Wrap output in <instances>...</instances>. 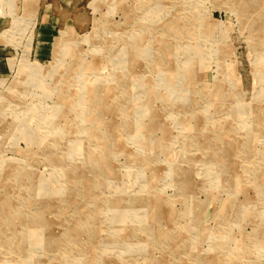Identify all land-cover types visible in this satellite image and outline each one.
<instances>
[{
    "label": "rangeland",
    "instance_id": "1",
    "mask_svg": "<svg viewBox=\"0 0 264 264\" xmlns=\"http://www.w3.org/2000/svg\"><path fill=\"white\" fill-rule=\"evenodd\" d=\"M263 21L0 0V264H264Z\"/></svg>",
    "mask_w": 264,
    "mask_h": 264
},
{
    "label": "bare ground",
    "instance_id": "2",
    "mask_svg": "<svg viewBox=\"0 0 264 264\" xmlns=\"http://www.w3.org/2000/svg\"><path fill=\"white\" fill-rule=\"evenodd\" d=\"M224 3V2H223ZM195 4V3H194ZM155 10V9H154ZM245 11H246V9H245ZM248 12V11H247ZM245 13V12H244ZM158 15V14H157ZM264 22V21H263ZM162 23H163V21H162ZM261 27V26H260ZM141 28V27H140ZM138 29V31H139V28H137ZM260 30H263V28L262 29H260ZM115 33V32H114ZM148 33V32H147ZM256 33V32H255ZM110 34V33H109ZM116 34V33H115ZM140 34V33H139ZM257 36V35H256ZM264 37V36H263ZM151 38V37H150ZM153 40V39H152ZM152 40L150 41V42H152ZM147 41V40H146ZM149 42V41H148ZM164 42V41H163ZM159 43H161V42H159ZM136 44V43H135ZM149 44V43H148ZM126 45V44H125ZM150 45V44H149ZM164 45V44H163ZM121 47H123V45L121 46ZM176 47V46H175ZM118 48H120V47H118ZM133 48V47H132ZM136 48V47H135ZM155 48V47H154ZM121 49V48H120ZM129 50H130V48H128ZM129 50H127L128 52H129ZM138 50V49H137ZM154 50V49H153ZM133 52V51H132ZM136 52V51H135ZM73 53V52H72ZM264 53V52H263ZM71 54V53H70ZM116 54V53H115ZM121 54V53H120ZM119 54V55H120ZM137 54V53H136ZM143 54V53H142ZM173 54V53H172ZM171 54V55H172ZM75 55V54H74ZM125 55V54H124ZM140 55V54H139ZM73 56V55H72ZM118 56V55H117ZM126 56V55H125ZM115 57V56H114ZM110 58H111V56H110ZM200 58V57H199ZM203 60V59H202ZM77 61V60H76ZM113 61H114V58H113ZM141 61V60H140ZM111 62V61H110ZM119 62H121L120 60H119ZM123 62V61H122ZM110 64V63H109ZM112 64V63H111ZM121 64V63H120ZM141 64V63H140ZM90 65V64H89ZM117 65V64H116ZM162 65V64H161ZM112 66V65H111ZM169 66V65H168ZM90 67H91V65H90ZM170 67V66H169ZM142 68V67H141ZM90 69V68H89ZM117 69V68H116ZM123 69V68H122ZM143 69V68H142ZM204 69V68H203ZM114 70V69H113ZM196 70V69H195ZM194 70V71H195ZM133 71V70H132ZM61 72V71H60ZM174 72V71H173ZM63 73V72H62ZM110 73V72H109ZM123 73V72H122ZM140 73V72H139ZM168 74H172V72L171 73H169L168 72ZM185 74V73H184ZM140 75V74H139ZM95 78V77H94ZM98 78V77H97ZM159 78V77H158ZM152 79V78H151ZM150 79V80H151ZM156 80V79H155ZM36 81V80H35ZM41 81V80H40ZM93 82V81H92ZM190 82H191V80L189 81V84H190ZM156 83V82H155ZM97 86V85H96ZM110 86V85H109ZM118 86V85H117ZM43 87V86H42ZM154 87V86H153ZM210 87V86H209ZM152 89V88H151ZM154 89V88H153ZM160 89H161V87H160ZM63 91V90H62ZM94 91V90H93ZM134 91V90H133ZM154 91V90H153ZM158 91V90H157ZM9 93V92H8ZM221 93V92H220ZM62 95V94H61ZM149 95H151V94H149ZM213 95H215L214 93H213ZM160 96V95H159ZM62 97V96H61ZM85 97V96H84ZM130 97V96H129ZM148 97V96H147ZM88 98V97H87ZM90 98V97H89ZM152 99H153V96L151 97ZM61 99V98H60ZM66 99V98H65ZM128 99V98H127ZM147 99V98H146ZM151 99V100H152ZM189 99V98H188ZM257 103V102H256ZM127 104V103H126ZM209 104V103H208ZM213 106H214V104H213ZM254 106V105H253ZM64 108V107H63ZM148 108V107H147ZM260 108V107H259ZM246 109V108H245ZM255 109V108H254ZM133 110V109H132ZM151 110V109H150ZM149 110V111H150ZM208 110V109H207ZM148 111V112H149ZM241 111H243V110H241ZM59 112V111H58ZM57 112V113H58ZM45 113H46V111L45 112H43V113H39L38 115L40 116V120H43L42 119V117L45 115ZM134 113V112H133ZM254 113V112H253ZM243 114V113H242ZM65 115V114H64ZM124 115V114H123ZM156 115V114H155ZM129 116V115H128ZM148 116V115H147ZM196 116V115H195ZM57 117V116H56ZM150 117V116H149ZM129 118V117H128ZM199 118V117H198ZM201 118V117H200ZM204 118V117H203ZM245 118V117H244ZM243 118V119H244ZM255 118V117H254ZM7 119V118H6ZM149 119V118H148ZM258 119V118H257ZM201 120V119H200ZM56 121V120H55ZM158 121V120H157ZM125 122V121H124ZM143 121H141V123H142ZM5 123V122H4ZM227 123H228V121H227ZM227 123H226V125H227ZM246 123V122H245ZM143 124V123H142ZM145 124V123H144ZM196 124V123H195ZM229 124V123H228ZM68 125V124H67ZM93 126H94V129H96L97 128V125L96 124H93ZM144 126V125H143ZM217 126V125H216ZM122 127V126H121ZM65 128V127H64ZM36 129V128H35ZM151 129V128H150ZM123 130V129H122ZM128 130L130 131V132H134L133 131V127L132 126H129V128H128ZM64 131V130H63ZM261 131V130H260ZM151 132V131H150ZM151 135V134H150ZM205 135V134H204ZM257 137V136H256ZM100 139V137L98 136V137H96V140L98 141ZM144 139H145V137H144ZM205 139V138H204ZM207 139V138H206ZM159 140V139H158ZM205 141V140H204ZM35 143V142H34ZM119 143V142H118ZM222 143V142H221ZM141 144H142V142H141ZM222 145V144H221ZM118 146V145H117ZM123 147V146H122ZM211 147V146H210ZM158 148V147H157ZM163 148V147H162ZM223 148V147H222ZM200 149V148H199ZM210 150V149H209ZM40 152V151H39ZM117 152V151H116ZM120 152V151H119ZM121 152H122V150H121ZM109 155V154H108ZM123 155V154H122ZM129 155V154H128ZM133 155V154H132ZM137 156V155H136ZM145 157H146V155H145ZM63 158V157H62ZM34 159V158H33ZM205 159V158H204ZM31 160V159H30ZM62 160V159H61ZM227 160V159H226ZM64 161V160H63ZM113 162H115V161H113ZM207 162V161H206ZM213 162V161H212ZM31 163H32V161H31ZM99 164H102V163H99ZM236 165V164H235ZM7 167V166H6ZM174 168V167H173ZM234 168V167H233ZM80 173V172H79ZM186 173V172H185ZM76 175V174H75ZM201 175V174H200ZM81 177V176H80ZM86 177V176H85ZM220 178V177H219ZM86 180V179H85ZM220 180V179H219ZM189 181H191V180H189ZM189 183V182H188ZM27 184V183H26ZM93 185V184H92ZM191 187V186H190ZM90 193V192H89ZM43 195V194H42ZM144 196V195H143ZM142 196V197H143ZM150 198V197H149ZM148 200V199H147ZM151 202V201H150ZM148 206V205H147ZM135 207H138V206H135ZM23 212H25V211H23ZM205 212V211H204ZM154 213V212H153ZM3 217V216H2ZM96 217V216H95ZM101 217V216H100ZM103 217V216H102ZM158 218H160V217H158ZM186 223H188V222H186ZM102 228V227H101ZM30 233L31 234H35L36 232L34 231V230H32V229H30ZM110 233V232H109ZM81 237V236H80ZM46 238V237H45ZM42 243V240H39L38 239V244L39 243ZM45 244H47V242H45ZM89 248V247H88ZM86 249V248H85ZM192 249V248H191ZM82 250V249H81ZM87 251V250H86ZM94 252V251H93ZM94 254V253H93Z\"/></svg>",
    "mask_w": 264,
    "mask_h": 264
}]
</instances>
